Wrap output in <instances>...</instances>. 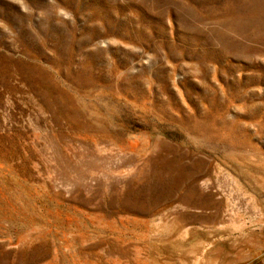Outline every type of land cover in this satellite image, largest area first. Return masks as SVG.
Wrapping results in <instances>:
<instances>
[{"label":"rangeland","instance_id":"1","mask_svg":"<svg viewBox=\"0 0 264 264\" xmlns=\"http://www.w3.org/2000/svg\"><path fill=\"white\" fill-rule=\"evenodd\" d=\"M0 264H264V0H0Z\"/></svg>","mask_w":264,"mask_h":264}]
</instances>
